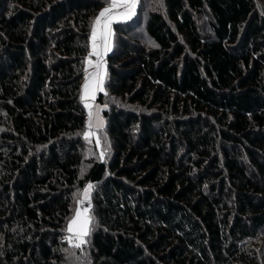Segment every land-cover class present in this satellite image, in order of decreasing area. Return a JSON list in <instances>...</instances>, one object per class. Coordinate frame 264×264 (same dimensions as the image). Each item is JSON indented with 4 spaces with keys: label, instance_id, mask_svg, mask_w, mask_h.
<instances>
[{
    "label": "trees",
    "instance_id": "1",
    "mask_svg": "<svg viewBox=\"0 0 264 264\" xmlns=\"http://www.w3.org/2000/svg\"><path fill=\"white\" fill-rule=\"evenodd\" d=\"M108 3L0 0V264H264L255 3L137 0L112 27L97 146L81 92ZM88 183L91 231L70 247Z\"/></svg>",
    "mask_w": 264,
    "mask_h": 264
},
{
    "label": "snow or ice",
    "instance_id": "2",
    "mask_svg": "<svg viewBox=\"0 0 264 264\" xmlns=\"http://www.w3.org/2000/svg\"><path fill=\"white\" fill-rule=\"evenodd\" d=\"M137 5V0H109L108 6L103 8L101 12L97 15L93 21L91 29V48L89 52L88 63L91 64V57L96 56V68L97 72L92 73L91 76L93 79H90L87 68H85V83L82 86V95L81 100L84 101L85 108L89 109V121L87 128L89 129L84 133L85 139H89L90 136L95 135L91 131L93 127L100 129L103 127V121L99 117V107H95L87 103L89 98L95 99L96 92L104 91L103 85L106 76V72L101 71L103 68V56L111 48V25L117 20H127L135 12ZM100 43H97V41ZM99 144V140H97ZM104 153L101 152V158H103ZM93 188L92 184H88L82 195V199L77 200L78 205H84L85 201H88L87 207H77L75 209V216L69 222L67 226V232L69 235L65 237V240L68 241L70 247L81 248L83 244L86 243L85 237L90 234L92 217L90 215L91 202L90 194Z\"/></svg>",
    "mask_w": 264,
    "mask_h": 264
},
{
    "label": "rangeland",
    "instance_id": "3",
    "mask_svg": "<svg viewBox=\"0 0 264 264\" xmlns=\"http://www.w3.org/2000/svg\"><path fill=\"white\" fill-rule=\"evenodd\" d=\"M253 2L255 3V5H256V9H257V11H258V13L262 16V18L264 19V0H253ZM137 34H138V36H139V38H143V33H142V28L140 29V30H138L137 31ZM91 50H92V48H91ZM90 50V51H91ZM93 58H95L96 60H97V57L96 56H92L90 59H91V64H89L88 63V59H89V57L86 59V68H87V70H88V72H89V66L90 65H92L93 64ZM95 72H97V68H95V70H94V73ZM89 74V73H88ZM92 77V76H91ZM84 83H85V80H84ZM87 103H89V105H91V106H93V110L95 109V107H99V109H100V111H99V117H100V119L103 121V127L102 128H104V126H105V120L103 119V117H102V115H101V112H102V110H103V108L99 105V104H97V103H95V100L94 101H91V100H87ZM87 110H88V113H89V109L87 108ZM88 121H89V116H88V119H87V124H88ZM102 128H100V129H102ZM100 129H97V128H95V127H93L92 129H91V131L92 132H94L95 133V135H92V136H90L89 138H92V139H94V141L96 142V144H97V140H98V137H97V130H100ZM89 129L87 128L86 129V131H88ZM85 131V132H86ZM99 144H97V146H98ZM88 184H90V183H88ZM88 184H86V186L88 185ZM85 186V187H86ZM85 187H84V189H85ZM84 189L80 192V195H79V197H78V199H82L83 197H82V193H83V191H84ZM85 202H88V201H85ZM77 207H81V208H83L84 207V205H76V208ZM75 208V209H76ZM75 216V211H74V214L72 215V217L70 218V220H69V222L73 219V217ZM69 222H68V224H69ZM68 224H67V226H68ZM66 232H67V227H66ZM67 235H69V233L67 232V234H66V236ZM85 240H86V237H85Z\"/></svg>",
    "mask_w": 264,
    "mask_h": 264
},
{
    "label": "crops",
    "instance_id": "4",
    "mask_svg": "<svg viewBox=\"0 0 264 264\" xmlns=\"http://www.w3.org/2000/svg\"><path fill=\"white\" fill-rule=\"evenodd\" d=\"M136 6H137V5H136ZM135 9H136V8H135ZM101 10H102V9H101ZM101 10H100V12H101ZM100 12H99V13H100ZM133 15H134V14H133ZM133 15H132V16H133ZM132 16H131V18H132ZM127 20H129V19H127ZM127 20H117L116 22H114V23L111 25V31H112V27H113L114 24L119 23V22H124V21H127ZM112 36H113V31H112L111 38H110V39H111V46H112ZM97 43H100V41L98 40ZM110 50H111V48H110ZM110 50H109V51L103 56V61H102V63H103V68L101 69V71H104V72H105V62H104V61H105L106 56H107L108 53L110 52ZM96 61H97V60H96L95 58H93V64L89 66V69H90V70H89L88 73H89L90 79H93V77H91V74L94 73V70H95V68H96V66H95V65H96ZM81 95H82V92H81ZM96 95H97V92H96V94H95V98H96ZM88 100L94 101L95 99L93 100V99L89 98Z\"/></svg>",
    "mask_w": 264,
    "mask_h": 264
},
{
    "label": "built area",
    "instance_id": "5",
    "mask_svg": "<svg viewBox=\"0 0 264 264\" xmlns=\"http://www.w3.org/2000/svg\"><path fill=\"white\" fill-rule=\"evenodd\" d=\"M87 204H88V202H85V203H84V207H87Z\"/></svg>",
    "mask_w": 264,
    "mask_h": 264
}]
</instances>
